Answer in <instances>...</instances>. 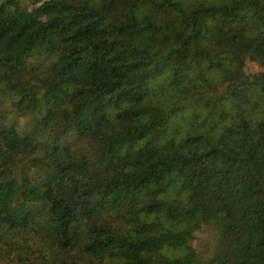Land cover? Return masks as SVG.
Here are the masks:
<instances>
[{
    "label": "trees",
    "instance_id": "obj_1",
    "mask_svg": "<svg viewBox=\"0 0 264 264\" xmlns=\"http://www.w3.org/2000/svg\"><path fill=\"white\" fill-rule=\"evenodd\" d=\"M32 3L0 1V264H264V0Z\"/></svg>",
    "mask_w": 264,
    "mask_h": 264
},
{
    "label": "rangeland",
    "instance_id": "obj_2",
    "mask_svg": "<svg viewBox=\"0 0 264 264\" xmlns=\"http://www.w3.org/2000/svg\"><path fill=\"white\" fill-rule=\"evenodd\" d=\"M2 1V0H0ZM22 7L30 10L34 7L32 0H19ZM257 70V68L252 67V71ZM27 117L20 116L18 118V123L21 126L25 125ZM192 246L200 253L202 258H206L213 250L215 241L214 233L211 228L203 226L196 232L194 239L191 242Z\"/></svg>",
    "mask_w": 264,
    "mask_h": 264
}]
</instances>
